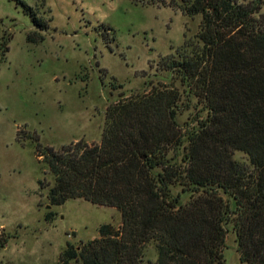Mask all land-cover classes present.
Masks as SVG:
<instances>
[{
    "label": "trees",
    "instance_id": "16d2710c",
    "mask_svg": "<svg viewBox=\"0 0 264 264\" xmlns=\"http://www.w3.org/2000/svg\"><path fill=\"white\" fill-rule=\"evenodd\" d=\"M263 4L184 0L186 14L202 15L200 30L160 65L208 111L186 133L182 91L151 84L108 106L100 144L79 140L57 149L37 137L53 175L52 185L44 183L52 205L82 198L122 215L118 228L104 223L100 237L68 243L60 264H225L230 230L240 261L264 264ZM31 12L37 27H48ZM10 237L0 234V250Z\"/></svg>",
    "mask_w": 264,
    "mask_h": 264
},
{
    "label": "rangeland",
    "instance_id": "374dc122",
    "mask_svg": "<svg viewBox=\"0 0 264 264\" xmlns=\"http://www.w3.org/2000/svg\"><path fill=\"white\" fill-rule=\"evenodd\" d=\"M27 6L47 28L33 23ZM201 20L185 13L184 0H0V234L11 236L0 264H60L68 243L100 237L104 223L121 225L116 207L82 198L50 203L44 183L52 185L53 175L36 139L57 149L79 140L100 144L108 106L151 84L182 91L186 133L208 111L160 61L195 39ZM189 197L182 194L184 202ZM224 253L225 264H245L233 230Z\"/></svg>",
    "mask_w": 264,
    "mask_h": 264
},
{
    "label": "water",
    "instance_id": "95a60500",
    "mask_svg": "<svg viewBox=\"0 0 264 264\" xmlns=\"http://www.w3.org/2000/svg\"><path fill=\"white\" fill-rule=\"evenodd\" d=\"M49 207H50V205H49Z\"/></svg>",
    "mask_w": 264,
    "mask_h": 264
}]
</instances>
